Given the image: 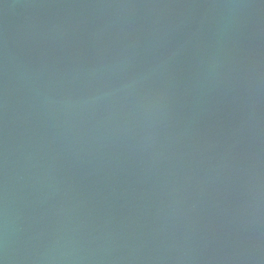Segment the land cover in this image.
<instances>
[{
	"label": "water",
	"instance_id": "95a60500",
	"mask_svg": "<svg viewBox=\"0 0 264 264\" xmlns=\"http://www.w3.org/2000/svg\"><path fill=\"white\" fill-rule=\"evenodd\" d=\"M0 264H264V0H0Z\"/></svg>",
	"mask_w": 264,
	"mask_h": 264
}]
</instances>
